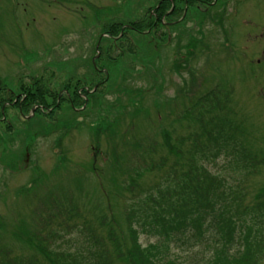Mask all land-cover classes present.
<instances>
[{
	"label": "trees",
	"instance_id": "1",
	"mask_svg": "<svg viewBox=\"0 0 264 264\" xmlns=\"http://www.w3.org/2000/svg\"><path fill=\"white\" fill-rule=\"evenodd\" d=\"M158 1L154 13L147 8L141 19L127 23L132 27H125L123 20L114 21L105 31L116 36L124 26L125 38L129 30L148 31L145 42L157 49L147 54L146 70L155 64L152 58H161L165 38L156 35L167 7L174 3L171 14L178 4L194 10L193 0H155L153 7ZM7 6L12 7V0L0 3L2 9ZM145 42L138 44L142 47ZM196 45V37L175 43L173 66L187 63ZM180 46L185 47L184 57L177 53ZM125 48L112 60L107 55L108 82L103 92L88 96L83 112L86 116L94 110L96 118L89 123L77 121L71 108L70 116L60 117L58 107L49 121L37 111L33 118L39 121L30 120L36 121V127L20 129L0 120V164L7 169L17 170L40 136L54 135L58 147L49 175L34 169L28 185L15 189L13 196L0 192V264H264V184L248 190L235 176L240 168L261 174L264 150L256 145L261 141L246 130L245 119L227 106L232 101L227 86L220 83L179 112L156 99L145 108V90L127 82L126 57L134 58L137 52ZM190 74L191 81L197 79ZM149 86L157 88L154 83ZM42 89H32L34 95L29 94L22 105L24 112L51 96L55 106L56 95L46 96ZM3 92L0 84V107ZM83 104L81 99L78 106ZM173 121L180 122V127L184 124L180 136L171 131ZM72 131H85L95 149L93 155L81 154L91 150L83 138L79 154L85 161L76 166L72 162L75 170L68 174L66 168L74 159L67 157L62 142ZM17 142L22 145L15 146ZM151 142H160L168 156L142 146ZM131 148L139 158L136 162ZM221 154L233 170L232 176L222 179L206 167V162ZM50 176L55 182L48 185ZM11 197L15 203L8 205ZM140 233L152 235L151 243H140ZM200 239L206 242L202 249L194 247Z\"/></svg>",
	"mask_w": 264,
	"mask_h": 264
},
{
	"label": "rangeland",
	"instance_id": "2",
	"mask_svg": "<svg viewBox=\"0 0 264 264\" xmlns=\"http://www.w3.org/2000/svg\"><path fill=\"white\" fill-rule=\"evenodd\" d=\"M120 1L93 0L90 12L84 10L76 13L68 10L69 8L62 4V6L57 5L54 7L40 0H12L13 6L10 8V12H6L7 7L0 8V74L5 76L14 72L13 69L16 64L29 67L30 62H34L39 58L42 50L47 49V47L54 49L56 46L63 44L64 37L68 32L73 33L82 28L87 29L100 20L103 12L99 9L101 4L108 5V2H110L117 7V10H121L123 6ZM82 7L84 8V6ZM85 9L87 8L85 7ZM239 15L236 24L238 28L234 35L240 33L241 28H243L245 33L250 34L249 36L256 37L258 34L256 31L259 30L256 28V24H264V0H247L243 5L240 4ZM92 29L97 30L96 27ZM91 35L89 30L84 38H81L78 33H73L70 38V40H73V44H69L68 53L71 56H77L78 54L90 56V49L94 42ZM223 49L221 44L216 45L210 53L205 52L200 56L201 58L194 61V65L196 68L202 66L204 63L203 56H205L204 76L209 80L221 77L224 82L229 81L235 85V93L232 94V109L236 108L238 117L245 119L249 132L261 141L257 142L256 145L264 150V59H261L258 64L245 62L246 59L243 61L239 59V62L233 64L229 54ZM263 51L264 38L259 40V43L248 40L247 43L240 46L237 55L244 54L245 57H252L249 59L264 58ZM218 54H221V56L218 57ZM223 57H226V63L222 61ZM163 75L168 81V76L165 73ZM170 79L174 83H178L176 81L177 77H174V79L170 77ZM5 84L7 83L5 82ZM140 85V82L136 81L135 86ZM168 95L172 94L168 93ZM147 98L149 96L145 100ZM34 123L33 120L30 123L26 122L24 125L32 126ZM183 126L184 124L181 127ZM181 127L180 122L173 121L171 131L180 134ZM67 144L73 149L72 157L74 161L72 162L75 163V166L76 164L82 165L85 159L79 154V150L83 147V138H76L75 136ZM50 147L51 143L49 141L38 140L22 173L10 176L4 173V170L0 167V190L5 188L12 195L17 188L16 186L23 182L30 173L33 167L32 161H37L41 169L44 166H49L50 162H47V154ZM221 161L222 159L218 160V163ZM217 166L218 164L212 162L209 164L208 169L214 174H220L222 171ZM48 170L49 167L44 171L47 173ZM62 171L59 173L61 174ZM145 177L146 179L151 178L149 175ZM13 202L15 203V199ZM7 203L11 205L9 200ZM141 240L144 241L143 243H147V238L141 237Z\"/></svg>",
	"mask_w": 264,
	"mask_h": 264
}]
</instances>
